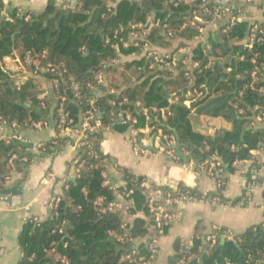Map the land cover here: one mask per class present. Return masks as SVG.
Wrapping results in <instances>:
<instances>
[{"label": "trees", "instance_id": "16d2710c", "mask_svg": "<svg viewBox=\"0 0 264 264\" xmlns=\"http://www.w3.org/2000/svg\"><path fill=\"white\" fill-rule=\"evenodd\" d=\"M74 7L66 15L54 0H49L41 13L32 10L21 13L0 0V126L8 121L24 125L50 118L60 134L59 109L63 95L65 110L74 119L73 127H78L91 109H96V118L102 124L86 131L79 141L77 162L73 163L75 180L66 181L49 216L42 220L31 216L24 222L18 237L22 253L18 264H138L141 258L151 259L148 242L137 247L134 244L136 239L148 234V221H154L149 213L148 193L153 189L166 194L173 189L171 183L153 185L150 189L144 184L148 180L145 176H136L119 165L115 168L123 184L119 187L111 184L109 165L113 161L102 150L103 127L128 131L132 124L121 117L124 112L138 119L136 127L149 125L155 128L154 132L161 129L169 136H174L176 127L182 148L191 151L197 168L205 165L209 174L220 171L217 180L225 183L224 175L236 172L234 162L251 159V151L264 144V41H256L252 49L245 43L253 29L264 23L250 25L237 21L227 32L222 27L218 38H211V45L201 41L193 49L192 60L197 66L190 69L185 58L179 59L177 55L171 70L168 65L155 62L151 50L147 58L114 64L117 53L113 44L121 47L128 44L130 50L139 51L152 46L167 48L180 39L201 38V29H205L208 18L206 0L189 3L77 0ZM56 10L58 14L52 16ZM197 15L205 23L195 22ZM131 33L136 34L134 40L130 39ZM184 45L181 41L179 46ZM44 51L47 57H40L39 65L54 64L62 68L61 76L43 74L42 78L50 81L60 77L58 90L53 85L55 96L45 100L39 96L40 80L30 79L16 86L14 74L5 66L6 57L23 58L27 52L41 55ZM152 64L155 72L150 74ZM101 76L107 82L98 83ZM72 78L80 85L79 97L71 90ZM96 89L103 93L97 94ZM188 93L192 100L190 107L184 104ZM170 98L177 103L170 104ZM166 107L163 118L161 109ZM201 115L223 117L232 128L219 129L213 137L204 136L194 124ZM91 122L95 125L94 120ZM250 126L258 128L248 130L242 141L244 130ZM68 143L74 140L56 136L27 154L28 150L21 145L0 138V197L20 195L31 165L48 156H57ZM253 166L258 167L257 159ZM14 167L22 178L10 187L7 181ZM246 176L249 181L254 179L251 171ZM179 186L180 193L197 199L220 196L221 201H228L223 195V185L218 194H203L182 183ZM118 195L129 202L130 214L143 212L145 217H136L128 223L116 210L103 211L110 203H116ZM100 199L102 203L98 205ZM239 200L235 198L232 202ZM201 231L198 224L193 244L188 247V244L183 247L177 238L170 264H264V223L250 226L233 238L227 237L223 254L217 245L226 229L213 231L218 241L214 247L207 244L208 235L204 238Z\"/></svg>", "mask_w": 264, "mask_h": 264}, {"label": "crops", "instance_id": "0c3cea01", "mask_svg": "<svg viewBox=\"0 0 264 264\" xmlns=\"http://www.w3.org/2000/svg\"><path fill=\"white\" fill-rule=\"evenodd\" d=\"M54 1L56 7L65 11L66 15H69L75 10L74 6L77 2V0ZM229 1L234 5H241V0ZM4 2L12 7L18 8L21 13L32 10L37 14L46 10L49 0H4ZM114 4L116 5V2ZM241 7L243 12L240 21H246L250 25L256 22L264 23V0L253 5H244ZM57 14L58 10L52 16H56ZM226 22L227 19L212 20L203 30V36L201 38L176 40L167 48L152 46L151 48L149 47L150 49L145 47L142 50L134 51L129 49L128 44H124L121 47L118 43H115L113 47L117 53V61L114 64L147 58L151 54L149 51L151 50L153 54L151 58L153 57L155 62H157L156 57L161 58L174 54L178 55L179 59L185 58L188 67L193 69L197 66V62L192 60L193 49L201 41H204L205 45H211V38H218L217 35ZM181 41L185 44L183 47L179 46ZM148 61L150 60L148 59ZM5 66L8 72L14 73L15 75L21 72L20 62L16 56L5 60ZM172 67H170L171 70L174 69ZM153 72H155V69L152 64L150 66V74ZM39 80L41 81V93L44 88H49L53 93L52 96H55L53 85L56 90L58 88L55 87L54 82L48 80L46 77L40 78ZM96 93L101 95L103 91L96 89ZM187 96L184 104L190 107L192 104L191 94L188 93ZM55 99L58 98L55 97ZM175 102L174 99H169L170 104ZM167 109V107L161 109V113L165 114ZM144 114H147L146 110ZM128 116V112L121 114L125 122L131 121L132 125H130L128 131H114L112 129L104 131L105 137L102 143V150L104 153L110 155L113 161L109 168L111 184L113 183L116 187L123 184L120 179V174L115 168V165H119L127 168L136 176H145L150 183L155 185L162 186L177 182L189 188H197L203 194L218 192L219 186L217 181L209 174L205 165L202 168H197V162L192 159L191 151H184L181 148L182 153L186 157L191 158L190 162L178 156L175 149L177 145L176 127L173 128L174 136H170L175 139V143L169 147L173 152V156H171L168 152L159 148V130L154 132L155 128L149 125L136 127ZM49 119L34 121L30 124L25 123L24 125H21L17 121H8L0 126V138H7L18 144L21 141L13 140L11 135L19 134L24 140L31 143V147L21 145L28 150L27 154L33 151V146L56 136L71 137L74 140V143H68L65 149L57 156H48L42 161L31 165L20 195L8 196L7 199L0 197V248L4 249V253L0 255V264L19 263L22 258V253L19 247L18 237L27 217L36 216L41 220L46 219L49 216L51 201L54 198L58 199L66 181L71 177H75L73 163L78 154L77 147L75 146L77 137L72 131H65L63 134L56 133L54 123ZM194 124L197 130L207 137L215 136L219 129L229 130L232 128V124L225 118L207 115H201L195 118ZM133 131H137L138 135L141 134L140 147L142 151L140 154H136L134 150L133 140L135 139V135ZM182 145L181 143V147ZM183 164H188L190 170H185ZM11 171V176L7 181V185L10 187L14 186L22 178V175L15 167ZM224 177L225 183H222L225 187L223 195L228 198V201L223 202L220 196H216L207 200L198 199L187 203L179 202L174 207L175 218L173 223L169 225L168 230L166 232L164 230H158L153 222L148 221V234L144 238L136 239L134 241L135 246L137 247L141 242H148L153 237L157 238L160 250L158 264H170L171 258L175 255L174 244L177 238L188 245L193 244L198 224L202 226L201 233L204 234V238L213 232V226L225 228L228 234L226 233L222 238L226 237L227 242V237L233 238L232 235L242 234L250 226L264 223V171L254 177V180L257 182V188L254 190V203L250 205L240 203L244 193L245 176L236 168L235 173L225 174ZM235 198L240 200L237 203H233L232 200ZM115 204L116 211L120 212L122 219L128 223H132L136 217H145L143 212L130 214L128 212L129 202L122 195L117 196ZM221 240L217 245V249Z\"/></svg>", "mask_w": 264, "mask_h": 264}, {"label": "built area", "instance_id": "2783aa9c", "mask_svg": "<svg viewBox=\"0 0 264 264\" xmlns=\"http://www.w3.org/2000/svg\"><path fill=\"white\" fill-rule=\"evenodd\" d=\"M193 0H184L185 3H189ZM262 1V0H241V5H234L232 4L229 0H206V14L208 18L206 19V26L211 22L212 20H223L227 19L226 24L224 25V32H227L229 28L235 24L237 21H240L243 9L241 6L244 5H253L256 4L257 2ZM195 22L198 23H205L203 17L200 15H197L195 17ZM264 25V24H263ZM223 26V27H224ZM227 26V27H226ZM204 29H201L203 31ZM136 38L135 33H131L130 39L134 40ZM258 40H263L264 41V26H258L255 27L252 31V33L249 35L248 39H246L245 43L249 45V48L252 49ZM40 57L46 58L47 57V52L44 51L41 55L38 52L32 53V52H27V54L23 57L18 58V61L20 62L21 66V72L19 74H14L15 76V85L20 86L24 82L29 81L30 79H40L42 78L43 74L45 73H53V74H59V76L62 75V68H60L58 65L54 64H48L46 66H41L39 65V59ZM12 58L11 56L6 57L5 60H9ZM157 62L168 65L169 67H172L176 65L177 62V55H172V56H165V57H156ZM167 59H170L167 61ZM117 60L114 59L112 63H115ZM256 61V58H254V62ZM254 72V76H255ZM60 77H56L53 82L55 84L56 88H59ZM257 79V78H256ZM104 78L98 77V83H104ZM52 89V88H51ZM71 90L76 96L81 95V88L80 85L71 79ZM53 93L49 88H44L43 92L40 95L41 99H47L48 97L52 96ZM66 101V96L61 97V105L59 109V115H60V120L58 123V128L60 129V134H63L65 131H72L75 133L77 137V141L75 142V146L78 147L80 146L79 141L81 138L84 137V134L88 130H93L98 127H100L102 124L98 118H96V109H91L87 112L86 117L83 119L82 122L78 124V127H73L74 126V119L72 118L70 112L65 110L64 107V102ZM172 101V100H171ZM91 103H94V99L91 100ZM128 117L130 120H132L133 124L138 123V119H133L131 115L128 112ZM147 118H149L147 116ZM163 118H165V115L163 114ZM264 118V116L262 117ZM262 118H259L258 120H261ZM92 120H94L95 125H92ZM110 128L108 126L103 127L104 131H108ZM135 135V139L133 140L134 144V150L136 154H140L142 149L140 147V138L138 137L137 131H133ZM11 138L13 140H18L21 142H29L27 140H24L23 137L19 134H12ZM158 140L160 141L159 143V148L162 150H165L168 152L171 156H173V152L170 150V146L175 143V139L170 137L169 135L163 134V130L159 129V136ZM42 144H37L36 146H33L34 150H37L39 147H41ZM252 158L249 160H239L237 159L234 162V166L238 169V171L245 176V182H244V193L241 198L240 203H243L244 205H250L254 203V190L257 188V182L253 179L251 181L248 180L247 174L248 172L251 171V173L255 176H258L264 171V144L259 148V149H254L251 151ZM175 158V157H174ZM257 159L258 167L253 166L254 161ZM254 160V161H253ZM77 162V158L74 161V163ZM252 166V168H251ZM110 168V165H109ZM183 168L185 170H190V166L188 164H183ZM251 169V170H250ZM106 175V174H105ZM211 176L217 181L218 186L220 187L222 185L221 182L217 180V177L221 176L220 171L218 172H213L211 171ZM110 180L107 179L106 184H109ZM148 188L151 189V187L155 184L150 183L148 180L144 183ZM180 183L173 182L171 183L172 191L167 192L164 194L161 190H153L151 189L150 192L148 193V208H149V213L152 215L153 218V224L158 230H164L165 227H168L171 225L174 221V207L176 204L179 202L181 203H187V202H192L198 200L194 195H189L186 193H180ZM132 192V191H131ZM180 193V194H177ZM177 194V195H176ZM1 198L7 199V196H1ZM59 199L54 198L51 203H50V208H53L54 202L57 204ZM102 199L98 201V205H101ZM116 210V204L115 203H110L108 207L104 208L103 211H115ZM31 216H28L30 218ZM26 219V220H27ZM218 226H213V231L218 229ZM227 233V231H225ZM225 233V234H226ZM228 234V233H227ZM230 234V233H229ZM231 236V234H230ZM233 236V235H232ZM210 247H214L217 244V238L213 236V232L208 235L207 238ZM187 243L182 242V246H186ZM148 248L151 252V259L150 260H144L141 258L138 264H158V256L160 253L159 246H158V240L157 238H151L148 240ZM189 245H187L188 247ZM4 253V249L0 248V255ZM228 264H234V263H228ZM256 264H261V262H256Z\"/></svg>", "mask_w": 264, "mask_h": 264}, {"label": "water", "instance_id": "95a60500", "mask_svg": "<svg viewBox=\"0 0 264 264\" xmlns=\"http://www.w3.org/2000/svg\"><path fill=\"white\" fill-rule=\"evenodd\" d=\"M253 128L257 129L258 127L250 126V127H247V128L244 130L243 135H242V141L244 140V137H245L246 132H247L248 130L253 129ZM175 134L177 135V145L175 146V149H176V151H177L178 156H179L181 159H183V160H185V161H187V162H190V161H191V158H190V157H186V156L182 153V151H181V148H182V147H181V140H180V138H179V136H178L177 130H175ZM18 144H19V145H22V146H25V147H31V146H32L30 142H19ZM70 179L74 181V180H75V177H71ZM225 242H226V237H223L222 240H221V243H220V245H219V247H218V249L220 250V253H221V254H223Z\"/></svg>", "mask_w": 264, "mask_h": 264}]
</instances>
